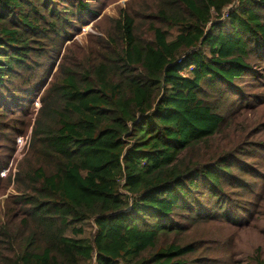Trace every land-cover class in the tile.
<instances>
[{
	"label": "trees",
	"instance_id": "16d2710c",
	"mask_svg": "<svg viewBox=\"0 0 264 264\" xmlns=\"http://www.w3.org/2000/svg\"><path fill=\"white\" fill-rule=\"evenodd\" d=\"M128 5L99 20L86 56L65 46L32 124L37 86L100 12L0 0V138L17 145L31 128L3 175L16 195L0 264H236L233 235L264 215V123L233 126L264 104V0ZM86 221L87 240L66 236Z\"/></svg>",
	"mask_w": 264,
	"mask_h": 264
},
{
	"label": "rangeland",
	"instance_id": "374dc122",
	"mask_svg": "<svg viewBox=\"0 0 264 264\" xmlns=\"http://www.w3.org/2000/svg\"><path fill=\"white\" fill-rule=\"evenodd\" d=\"M83 1L87 2L92 9L99 11L100 14L96 19L88 20L80 25L78 31L76 32V34H74L73 38L70 41L66 42L65 45L63 46L60 56L55 62L54 68L52 70V74L47 78V80H45V82L37 86L36 88L37 95L35 97L36 99L34 100L32 106L29 107L27 110V113L30 114L32 124L33 121L35 120L36 112L40 106L38 96L42 94L43 90L46 88L47 84L51 80L53 73L56 72L58 68V63L61 59V56L64 53L65 46L74 44L75 48L73 49H75L76 55L78 57H81L83 55L86 56L88 54V48L90 47V42L92 40V37L98 36L99 34L95 28L97 24H99V27H101L102 29H105L108 23L105 22L102 25V21H104L105 18L107 17L108 18L117 17L118 12L120 11L119 9H127L131 11V13L134 11V8L128 5V2L130 0H83ZM131 1H133V4L134 3L136 4V9L142 7L145 13L155 12V8L153 9V6L156 0H131ZM102 18L103 20L99 23V20ZM143 31H145V28H143ZM99 35H101V33ZM145 36H147V33H145ZM27 118L29 117L26 118L23 117V119H27ZM259 121H262L264 123V104L254 107L253 109H246L241 111L240 114L234 119L233 126H236L237 128L244 126L242 128V133H243V130L245 128H247L246 130L247 132L256 123H259ZM30 132H31V128H29L26 136H21V139L18 137L17 145L16 143L13 144L12 142H9V140L6 137L0 138V161L4 162L9 158V163L7 168L6 169L2 168L0 170V224L5 222V218L3 216V209L6 204V201L8 200V197L12 195H16L15 191L13 190L12 184L8 188H6L7 176L5 177L3 175L7 173L8 169L12 173L16 172V165L20 160H22V158L25 156V154L28 151ZM230 135L231 134H229V136ZM240 135L234 136L233 140L235 141L238 140ZM253 140L263 141L264 131L261 133H256L253 137ZM7 149L8 151L6 152ZM11 180L13 181V178ZM77 227L82 229L83 233L81 235L74 236L71 232V229H69L66 232V236L69 238L87 240L89 236L94 232V225L90 221L81 223ZM233 236L235 239V244L233 246V257L234 260H236L237 262L236 264H254L252 257L254 252L258 248L261 249L262 258H264V215L259 220H257L253 225H251V228L249 230L238 229L235 232V235Z\"/></svg>",
	"mask_w": 264,
	"mask_h": 264
},
{
	"label": "built area",
	"instance_id": "2783aa9c",
	"mask_svg": "<svg viewBox=\"0 0 264 264\" xmlns=\"http://www.w3.org/2000/svg\"><path fill=\"white\" fill-rule=\"evenodd\" d=\"M229 11H230L229 8H227V9L224 11V13H223V18H227V17H228V15H229ZM181 59H182V58H180V59L178 60V63L181 62ZM94 230H95V228H94ZM93 261H94V260H93Z\"/></svg>",
	"mask_w": 264,
	"mask_h": 264
}]
</instances>
